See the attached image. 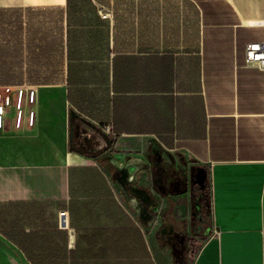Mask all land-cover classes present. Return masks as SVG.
<instances>
[{"label":"crops","instance_id":"0c3cea01","mask_svg":"<svg viewBox=\"0 0 264 264\" xmlns=\"http://www.w3.org/2000/svg\"><path fill=\"white\" fill-rule=\"evenodd\" d=\"M252 41L264 0H0L1 96L23 91L0 130V233L20 264H167L114 178L146 176L155 147L209 170L191 264H264Z\"/></svg>","mask_w":264,"mask_h":264},{"label":"rangeland","instance_id":"374dc122","mask_svg":"<svg viewBox=\"0 0 264 264\" xmlns=\"http://www.w3.org/2000/svg\"><path fill=\"white\" fill-rule=\"evenodd\" d=\"M11 102L10 110L15 107L14 99ZM2 143L0 134V154ZM114 178L125 185V197L134 203V212L146 225L160 257L167 264H191L197 251L191 248V239L197 237L201 244L213 227L208 168L192 162L181 152L155 147L146 176L139 173L127 177V184L115 172ZM19 261L15 248L0 233V264H20Z\"/></svg>","mask_w":264,"mask_h":264},{"label":"built area","instance_id":"2783aa9c","mask_svg":"<svg viewBox=\"0 0 264 264\" xmlns=\"http://www.w3.org/2000/svg\"><path fill=\"white\" fill-rule=\"evenodd\" d=\"M104 17L108 13L101 11ZM246 60L249 64H255L264 69V41H252L246 45ZM0 127L3 126V116L5 113V105L10 103L9 96H0ZM23 102V91L19 90L15 99V106L21 108ZM64 214V213H63Z\"/></svg>","mask_w":264,"mask_h":264},{"label":"trees","instance_id":"16d2710c","mask_svg":"<svg viewBox=\"0 0 264 264\" xmlns=\"http://www.w3.org/2000/svg\"><path fill=\"white\" fill-rule=\"evenodd\" d=\"M2 75H3V67H0V78L2 77ZM5 81H1L0 80V84H6V83H4ZM32 83H35V84H42V83H47V82H32ZM74 135H75V131H74V129H73V131H72V136H73V138H74ZM2 234L4 233L3 231H0ZM5 234V233H4ZM7 237H10L11 238V235L9 234V233H6L5 234Z\"/></svg>","mask_w":264,"mask_h":264}]
</instances>
